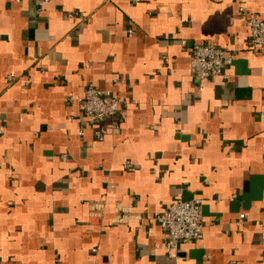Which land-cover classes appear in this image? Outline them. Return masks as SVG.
<instances>
[{"label":"crops","instance_id":"crops-1","mask_svg":"<svg viewBox=\"0 0 264 264\" xmlns=\"http://www.w3.org/2000/svg\"><path fill=\"white\" fill-rule=\"evenodd\" d=\"M38 1L0 0V264H264V0ZM195 44L234 53L225 77L190 75ZM88 86L116 115L69 116ZM177 198L202 237L169 256Z\"/></svg>","mask_w":264,"mask_h":264},{"label":"built area","instance_id":"built-area-1","mask_svg":"<svg viewBox=\"0 0 264 264\" xmlns=\"http://www.w3.org/2000/svg\"><path fill=\"white\" fill-rule=\"evenodd\" d=\"M18 1V0H15ZM48 0H39L37 11ZM245 26L248 29V44L252 51L264 48V18L254 12H247ZM232 51L213 44H195L189 48L190 75L202 82L211 77H225V70L233 60ZM167 62V57H164ZM119 81L124 82L122 79ZM67 102L73 105L70 117L81 113L88 125H95L105 117L116 115L122 99L109 91L92 86L84 89L81 95L68 96ZM77 134L83 136V127L77 126ZM95 136L101 140V132L95 131ZM241 223L244 215H239ZM153 219L163 232V248L169 256L176 255L180 243L199 240L202 237V201L194 198L173 200L165 209L153 215Z\"/></svg>","mask_w":264,"mask_h":264}]
</instances>
